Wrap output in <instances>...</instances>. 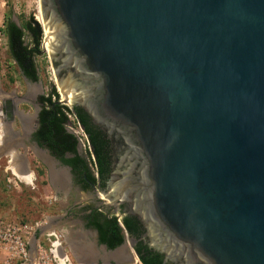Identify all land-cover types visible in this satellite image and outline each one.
I'll return each mask as SVG.
<instances>
[{
    "label": "water",
    "instance_id": "obj_1",
    "mask_svg": "<svg viewBox=\"0 0 264 264\" xmlns=\"http://www.w3.org/2000/svg\"><path fill=\"white\" fill-rule=\"evenodd\" d=\"M40 12L64 99L114 146L103 204L130 201L179 264H264V0H40Z\"/></svg>",
    "mask_w": 264,
    "mask_h": 264
},
{
    "label": "rangeland",
    "instance_id": "obj_2",
    "mask_svg": "<svg viewBox=\"0 0 264 264\" xmlns=\"http://www.w3.org/2000/svg\"><path fill=\"white\" fill-rule=\"evenodd\" d=\"M39 14L40 0H0V97L3 95L7 97L0 98V105L5 116L6 99L15 100L21 112L34 116L37 110L32 104V99H35V95L32 96L33 93L39 91L49 94L54 88L62 92L56 84L49 52L45 48L46 29L38 19ZM8 18L15 20L23 27L34 18L43 27L42 52L35 56L39 73L37 83L28 81L22 75L10 55L8 40L2 31ZM25 33L26 43L33 46L31 34L28 30ZM61 96H63L62 93L60 98ZM2 118H0L1 121ZM6 121L8 123L7 118ZM11 125L13 133L15 130L22 132V126L18 120L14 119ZM2 129L0 123V133ZM25 154L34 174V180L30 184L22 181L9 169L12 159L0 143V220L17 228H23L21 232L23 231V240L28 252L25 258L23 255L16 254L15 251L11 253L3 248L0 250V264H110L109 253L102 252L93 236L82 228L79 220L82 211L79 204L82 202L95 204L94 197L90 193L81 194L77 191L69 193L68 189L61 187L57 189L37 154L30 151ZM23 226L27 228L24 229ZM82 240L90 243L91 247L83 248L80 245ZM57 242H60L63 248V262L55 253L54 245ZM75 243L79 246L78 248ZM83 251H88L89 258L85 261L79 260L76 255L82 256ZM129 264L139 263L130 261Z\"/></svg>",
    "mask_w": 264,
    "mask_h": 264
},
{
    "label": "flooded vegetation",
    "instance_id": "obj_3",
    "mask_svg": "<svg viewBox=\"0 0 264 264\" xmlns=\"http://www.w3.org/2000/svg\"><path fill=\"white\" fill-rule=\"evenodd\" d=\"M51 62V61H50ZM37 67V65H36ZM38 71V68H37ZM54 71V70H53ZM55 74V72H54ZM39 76V73H38ZM26 78V77H25ZM28 81L32 83H37V81H31L28 78H26ZM56 79V76H55ZM56 84H58L56 79ZM57 91V90H56ZM61 91V90H60ZM59 93V98L56 99V96H54V99L63 106H66L64 109L65 114L68 117V121L65 123L66 130L73 134L77 139V149L78 152L86 159L88 162V167L92 175L95 177L96 181L93 182L90 179H87V176L85 173H77L72 165L67 164L62 161V159L52 153L50 148L42 141L38 139V129L40 127V118L39 114L40 111L43 108V102L41 101L42 96H47L48 94L42 93L37 91L36 93H33L32 96L35 97V99H32V104L35 106V109L37 110L34 116H28L20 111L19 106L17 102L13 99H11V108L6 103V118L9 123L13 124L14 119L18 120L21 123L22 132L16 131L15 133L18 135L16 140L14 141L17 143L16 146H19L20 153L24 155V157L28 160L26 157V152L30 151L39 157V159L42 161V163L45 165V167L48 170V174L50 176V179H52L56 182L54 185L58 189V187H61L62 189L64 187L68 188V192L71 193L72 191H77L78 193H90L92 197L95 199V204L92 203H80L79 207L82 209L81 215L79 217V220L81 222L82 228L89 232L93 238L95 239V243L98 247H101L102 252L109 253V257L111 259V263L116 264H129L130 261H135L136 263L143 264L140 255L138 251L136 250V247L140 243H142L144 246L150 248L153 252H157L162 256V262L163 264H179L176 262L173 258L168 257V255L165 252H161L157 249H155L151 245L150 237L148 234V228L145 226L144 222L141 221V219L133 213L132 204L128 200H122L117 204H111V205H105L103 204V201H109L106 196L113 195V192L115 191L114 187L110 185L113 174H114V146L109 138L108 134L97 124L94 123L91 116L78 104H69L65 102L63 99L65 96H61L59 90L57 91ZM10 99V98H9ZM9 99H6L8 101ZM79 107L81 108L85 114H87L91 124L95 126L98 130L103 132L105 140L108 141V145L106 146V162L103 165L105 172L103 179L100 177L99 173V166L96 160V156L94 154V147L91 145V141L89 139V135L84 127V125L81 123L80 119L78 118L74 108ZM10 113V114H9ZM70 115V116H69ZM31 118L30 122H28L27 118ZM38 122V124H37ZM37 124V127H36ZM80 129L83 133V138L79 137L76 130ZM20 138V139H19ZM42 154V155H41ZM46 157V159H45ZM73 154H70L67 152L65 154V158H72ZM31 167V166H30ZM62 172V173H61ZM57 173V176H56ZM55 174V175H54ZM65 176L64 186H61L57 181L62 180L61 178ZM55 177V178H54ZM67 181V182H66ZM58 183V184H57ZM63 192V191H60ZM68 193V194H69ZM94 209H97L98 211L102 212L104 215L108 217H115L117 218V221L122 228V233L124 235V241L118 245L117 247L111 249L108 247L107 244L102 243L100 241V233L97 228L93 226H89V219L88 216L92 213ZM131 219L134 223L135 228V235H131L127 229V227L124 224V218ZM132 241V242H131ZM133 243V245H132ZM80 245L85 247L87 245L89 248L90 243L82 242L80 241ZM76 248L79 246L76 245ZM78 246V247H77ZM128 249V250H127ZM78 250V249H77ZM124 251L123 255H119V252L121 253ZM87 251H83L82 253H86ZM81 253V254H82ZM116 254L118 257H116ZM89 258V256L86 257V259Z\"/></svg>",
    "mask_w": 264,
    "mask_h": 264
},
{
    "label": "trees",
    "instance_id": "obj_4",
    "mask_svg": "<svg viewBox=\"0 0 264 264\" xmlns=\"http://www.w3.org/2000/svg\"><path fill=\"white\" fill-rule=\"evenodd\" d=\"M28 30L33 38V46H30L25 41V31ZM8 40V48L12 59L19 67L22 75L31 81L39 79L38 71L35 62V56L42 52L41 39L43 37V27L34 18L26 24L19 25L15 20L8 18L6 26L2 29ZM59 98V93L52 90L47 96H42L43 108L40 111V127L38 129V139L45 143L52 153L62 159L63 162L73 166L77 173H85L87 179L95 182L96 179L89 170L88 162L78 152L77 139L69 133L65 128V123L68 117L64 112L66 106L60 105L56 99ZM78 118L84 125L91 145L94 147V154L99 166L100 177L104 176V164L106 162V146L108 141L105 140L103 132L93 126L85 112L79 108H74ZM69 152L73 154L72 158H65V154ZM89 226L98 229L100 233V241L113 249L124 241L122 228L120 227L117 218L108 217L102 212L94 209L88 216ZM129 218H124V224L131 235H135L134 223ZM143 264H163L162 256L153 252L150 248L142 243L136 247Z\"/></svg>",
    "mask_w": 264,
    "mask_h": 264
},
{
    "label": "bare ground",
    "instance_id": "obj_5",
    "mask_svg": "<svg viewBox=\"0 0 264 264\" xmlns=\"http://www.w3.org/2000/svg\"><path fill=\"white\" fill-rule=\"evenodd\" d=\"M38 19L40 20V22L42 24H44L43 19H42L41 12L39 14ZM46 35H47V33H46ZM45 48H46V50L48 52H50L48 38L46 40V47ZM4 96L5 95L1 96L0 98H7V97H4ZM65 102L68 103L66 100H65ZM1 117H3L2 118V121L0 119V123L2 124V127H3V129H2L3 131L0 133V143L2 144V147L5 149L6 154L10 155V157L12 159L11 162H10L9 169L12 170V172L18 178H20L22 181H25V182H27V183L30 184L34 180V174L31 171V168H30V165H29L28 160L24 157L23 153L22 154L20 153L19 146H16L17 143L14 142L16 140V138L18 137V135L16 133H13L11 123H9V122L7 123L6 118L4 119L5 116L3 115V108L0 105V118ZM30 119L31 118H29V117L27 118L28 122H30ZM56 176H57V173H56ZM61 179L62 180H58L57 182L61 186H64L65 185L64 184L65 176L62 177ZM55 181L53 180V183H56ZM64 189H68V188L64 187ZM54 246L56 248L55 253H57L58 257L60 256L59 258H60L61 262H63L64 261V259H63L64 253H63V250H62L63 248L61 247V243L60 242H57V243H55ZM86 247H88V246L85 245V247H83V248H86ZM87 252L85 254L83 253L82 256L81 255H78V254H76V255L79 258V260L85 261L86 260V257L88 256V253ZM123 253H124V251H122L121 253L119 252V255L121 256V255H123ZM116 257H118L117 254H116Z\"/></svg>",
    "mask_w": 264,
    "mask_h": 264
},
{
    "label": "built area",
    "instance_id": "obj_6",
    "mask_svg": "<svg viewBox=\"0 0 264 264\" xmlns=\"http://www.w3.org/2000/svg\"><path fill=\"white\" fill-rule=\"evenodd\" d=\"M70 116V115H69ZM79 137L83 138V133L80 129L76 130ZM24 229L27 226H23ZM21 227H15L10 223H6L0 220V250L3 248L16 254L23 255L25 258L28 255L26 243L23 240V231L21 232Z\"/></svg>",
    "mask_w": 264,
    "mask_h": 264
}]
</instances>
